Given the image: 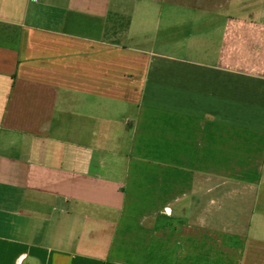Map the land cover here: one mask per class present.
<instances>
[{"label":"crops","instance_id":"obj_1","mask_svg":"<svg viewBox=\"0 0 264 264\" xmlns=\"http://www.w3.org/2000/svg\"><path fill=\"white\" fill-rule=\"evenodd\" d=\"M0 264H264V0H0Z\"/></svg>","mask_w":264,"mask_h":264}]
</instances>
